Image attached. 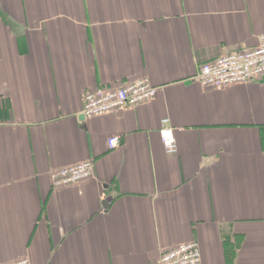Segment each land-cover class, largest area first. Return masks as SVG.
Returning <instances> with one entry per match:
<instances>
[{"label": "crops", "instance_id": "1", "mask_svg": "<svg viewBox=\"0 0 264 264\" xmlns=\"http://www.w3.org/2000/svg\"><path fill=\"white\" fill-rule=\"evenodd\" d=\"M263 38L264 0H0V264H157L189 242L264 264V78L195 82ZM145 78L153 101L82 119L87 92ZM87 161L91 180L53 188Z\"/></svg>", "mask_w": 264, "mask_h": 264}, {"label": "built area", "instance_id": "2", "mask_svg": "<svg viewBox=\"0 0 264 264\" xmlns=\"http://www.w3.org/2000/svg\"><path fill=\"white\" fill-rule=\"evenodd\" d=\"M264 78V38L258 47L219 57L200 67L195 82L203 88L222 90L236 85L249 84ZM158 88L145 78L116 88L100 87L84 95L81 115L85 119L105 116L120 110L135 109L153 101ZM161 142L167 154H176L177 141L169 120H163L160 131ZM121 136L108 140L110 150L121 146ZM95 164L81 162L51 173L55 189L80 185L94 176ZM9 264H32L29 258H21ZM157 264H203L200 246L197 242L177 245L164 251Z\"/></svg>", "mask_w": 264, "mask_h": 264}, {"label": "water", "instance_id": "3", "mask_svg": "<svg viewBox=\"0 0 264 264\" xmlns=\"http://www.w3.org/2000/svg\"><path fill=\"white\" fill-rule=\"evenodd\" d=\"M82 119H85V117L82 116Z\"/></svg>", "mask_w": 264, "mask_h": 264}, {"label": "rangeland", "instance_id": "4", "mask_svg": "<svg viewBox=\"0 0 264 264\" xmlns=\"http://www.w3.org/2000/svg\"><path fill=\"white\" fill-rule=\"evenodd\" d=\"M159 90V89H158ZM201 249V248H200ZM201 254H202V252H201ZM203 258V257H202Z\"/></svg>", "mask_w": 264, "mask_h": 264}]
</instances>
